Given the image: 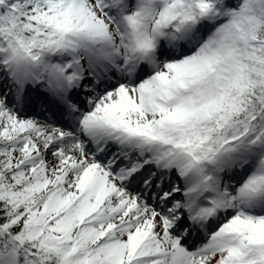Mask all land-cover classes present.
<instances>
[{"label": "snow or ice", "instance_id": "1", "mask_svg": "<svg viewBox=\"0 0 264 264\" xmlns=\"http://www.w3.org/2000/svg\"><path fill=\"white\" fill-rule=\"evenodd\" d=\"M0 264H264V0H0Z\"/></svg>", "mask_w": 264, "mask_h": 264}]
</instances>
